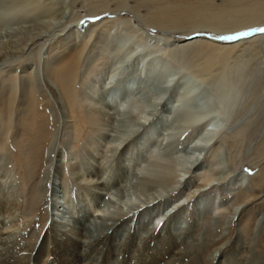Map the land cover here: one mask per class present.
Here are the masks:
<instances>
[{
    "label": "rangeland",
    "instance_id": "374dc122",
    "mask_svg": "<svg viewBox=\"0 0 264 264\" xmlns=\"http://www.w3.org/2000/svg\"><path fill=\"white\" fill-rule=\"evenodd\" d=\"M261 29L264 0H0V200L8 204L6 213L15 210L18 221L12 223L18 228L16 236L5 241L13 253L4 259L8 263L28 257L34 264L51 261L53 243L44 231L50 230L46 213L52 184H62L66 188L62 201H71V207L80 210L79 199L89 195L92 187L77 181L80 174H71V166L85 169L87 163L99 161L95 168L99 175H115L117 139L123 134H130L129 139L146 134L148 126L162 117V109L170 107L185 122L182 128L178 125V131L172 128L175 136L169 146L173 151L213 126L205 131L200 144L208 143L201 154L191 149L198 155L199 171L177 164L176 153L165 158L161 149L147 152L139 146L127 166L129 176L119 169L117 179L111 177V189L118 198H125L134 189L143 190L139 184L146 186L144 194L166 187L161 200L147 209L162 216L154 218L155 229L168 230L179 247L172 257L164 249L165 258H146L151 251L144 250L143 239L137 236L146 235L151 225H146L148 219L142 213L134 240L132 225L123 233L108 232L107 241L101 235L105 244L92 256L83 251L88 253L86 258L90 256L87 261L104 263L107 253L114 250L117 254L111 255V261L116 264L132 258L131 252L134 264L137 255L146 264H264ZM146 53L149 57L141 63L139 57ZM166 62L173 72L171 80L160 68ZM145 76V93L139 103L134 94L124 108L118 100H102L101 91L110 92L118 83L120 90L129 80L141 77L144 81ZM181 85L195 92L203 89V94L211 96L210 103L220 111L211 121L215 125L206 126L208 102L200 100L189 109L195 94ZM177 94L183 101L176 106L179 110L173 108ZM149 102L153 108L146 107ZM197 116L202 120L197 121ZM91 146L97 148L93 153ZM51 161L57 165L50 170ZM241 175L246 176L242 183ZM177 216L179 223L167 229ZM82 223L89 228L84 234L92 236L93 224ZM34 244L40 247L37 260ZM58 247L62 261L64 257L78 261L75 245L64 241Z\"/></svg>",
    "mask_w": 264,
    "mask_h": 264
},
{
    "label": "bare ground",
    "instance_id": "6f19581e",
    "mask_svg": "<svg viewBox=\"0 0 264 264\" xmlns=\"http://www.w3.org/2000/svg\"><path fill=\"white\" fill-rule=\"evenodd\" d=\"M125 45H126L125 43L122 44L121 45V49H123L125 47ZM132 48H133V46H132ZM131 51H132V49H131ZM127 56H129V55L127 54ZM147 57H149L148 53L142 54L139 57L141 63L144 60H146ZM140 61H138V66L140 64L139 63ZM153 61L154 62L157 61L156 58H154ZM150 62L152 63V61H150ZM153 65H154V63H153ZM160 65H161V63H160ZM160 68H161L162 72L168 74L167 76L170 77V80L173 79V76H172L173 72H170L169 64L167 62L163 63ZM146 76L144 78V81L141 79V77H135L131 81L129 80V82L127 83L126 87H125V85L123 83L124 86L120 90L118 89L120 84L118 83L119 84L118 85L116 82H114V84L116 83L117 85H114V86L111 87L112 91L110 90V92L107 91L106 93H104L103 91H101L102 93L100 92L101 96H102L101 97L102 100L103 101L108 100L110 102H112V101L115 102V101L118 100V104L121 106L120 108H124V107H127L130 104V101H131L130 96H131V94L132 95L134 94V96H136V97L139 96L138 100H137V103H139V101L143 99L142 97H144V93H145L144 87L146 86L144 82H146L145 81ZM111 77L113 79L114 78V74ZM111 77H110V79H111ZM163 77L165 78V76H163ZM49 83H50V81H49ZM147 85H150V84H147ZM94 86L95 85H93L92 87H94ZM181 86L183 87V85H181ZM188 86H189V84H188ZM188 86L184 85L183 88H187L188 89L189 88ZM190 86H191V83H190ZM151 87H152V85H151ZM101 88H102V86H101ZM132 89H135V90L131 91ZM189 90H190L191 93L195 94V101L189 102L188 108L189 109L190 108L193 109L197 104H199L201 102L200 100L207 101L208 102V110H204L201 106H198V108H201L202 110L206 111L205 116H208V117L210 116L209 117V122L206 120L207 121V125L206 126L208 127V125H210V124L215 125L214 122H211V121L213 120V118L215 116H217L218 112H220V111H219L218 106H214L212 103H210L211 102V96H209L207 93L203 94L201 92V91H203V89L201 91L195 92L194 88L190 87ZM93 91H94L95 94L98 93L97 90H93ZM140 91L142 92L141 95H140ZM172 94L175 95V93H172ZM176 96H177V98L179 100L177 101L176 100L177 98L175 97V100L178 103H176L175 107H173V108L179 110V108H178L179 106L178 105L182 104L183 101L179 98L178 94ZM150 101H151V98H150ZM141 102H143V101H141ZM135 105H138V104H135ZM131 106L133 108L136 107L134 105H131ZM148 106L150 108L151 107L153 108V103L149 102V104H147L146 107L148 108ZM176 106H178V107L176 108ZM183 111L186 113L187 110L184 109ZM162 112H164L165 114L163 113L162 117L159 120L155 121V123H153L150 126H148V131L146 132V134H143L141 136L135 137V139H133V138L129 139L130 136H131L130 134H123V136H120L117 139V144H116L115 150L117 151V154L119 155V158H118L119 163H118V166L115 168V175L111 174V177L113 179H117V175H118L117 172H118L119 169H120V171H124L125 170L126 173H127V171H128L127 166L131 165V160L130 159H133V155L135 154V152H136V155L138 154L139 151H137V148L139 146H140V150L141 151L145 150L147 152H149V151L150 152H152V151L155 152L154 151V150H156L155 148H157L158 152H160V149H161L162 154L165 153V156H163L165 158H166V154L173 155L174 153H176L177 155H175V156L177 157V160H176V161H178L177 164L184 165L187 168L194 169L195 171H193V172H196L198 170L196 168L197 164H198V162H197L198 161V155L197 154H193L191 149H195V150H197L199 155L201 154V152L203 150V147L207 146V143H208V142H205L203 144H200L203 141V136L206 133L205 131L206 130H212L213 126H210L208 129L204 128L203 130H201L199 132V135L195 139L191 140L190 142L184 143L183 147H181V148L177 147L178 149L173 151L170 148V146H169L170 143L173 142L172 139L175 136V133L172 132V128H174V130H176L178 128V125H179V127H181L180 125H185L184 124L185 122L184 121L180 122L179 119H177L175 113L171 110L170 107L169 108H163ZM150 113L151 112L146 113L143 118H147L146 116H148ZM137 114H138V112H137ZM138 116L140 117V115H138ZM196 120L199 121V120H202V119H201L200 116H197ZM189 121L193 122L192 119H190ZM144 126L146 127L145 122H144ZM135 127L133 126V129ZM127 131H128V129H127ZM176 131H178V130H176ZM119 135H121V134H119ZM125 139H128L129 141L127 143H125L124 142ZM158 139H160V140L163 139V140H162V142L160 141V143H159V142H157ZM165 140H168L169 143L168 142L164 143L163 141H165ZM162 143H163V145H162ZM174 149H176V148H174ZM95 150H97V148L96 147H92L91 150H90V153L95 152ZM148 155H151V153L148 154ZM160 155L161 154H159V156ZM94 157H95V155H94ZM152 157H153V155H152ZM55 160L58 161L59 159L57 158ZM171 160H172V158H171ZM56 161L55 162L51 161V163L49 164L50 165L49 166L50 170H51V166L55 167L57 165ZM97 162L99 163V164L97 163V165L100 166V162L99 161H97ZM146 163H148V161ZM97 165H95L92 162H91V164L87 163L85 169H83L82 166H80V165H76V166L72 165L71 166L72 167L70 169V173L71 174H73V173L74 174L75 173H79L80 174V175L76 176L77 181L80 180V182H81L82 180H84L85 184H88V186L90 184L91 187H92L91 191L89 192V195H86L84 197L82 196V198L79 199L80 204L82 205L80 210H74L71 207V205H70L71 201H67L66 202V200H65V203L62 201V199H64V197H66L65 196L66 195V188L62 184H60V183H53L52 184L53 186L51 187L50 193H48L49 194L48 201H47L48 210H47V213H46L47 221L50 222V230L44 231V232H46V233H44V236L45 235L46 236H50L51 235L50 236V240L53 243V247L50 248L51 254H49V255H52L53 259L51 261H48L46 264H98V263H93V262L87 261V259H89L90 256H87V258H86V255L88 253H90L91 256H92V254L94 253V251H96L98 246H100L101 244L102 245L105 244L104 240L99 238V237L101 235H104V236H106L105 241H107L108 240V232H110V234H111L112 232L117 233V231L120 230L123 233L124 230L129 231L128 228H130V226L132 225V227L134 228V230L132 231V237H133V240H134L135 234L138 232L139 225H140V224H137V222H139V218L142 215V213H143V218L144 219H148L147 221H145L146 225L147 224L151 225L150 229L149 230L147 229L148 231H145L147 233L146 235L137 236L138 238L140 237V241L143 239L142 240L143 241V246H145L144 250L146 249L148 251H151L150 252V256L148 255L149 257H146V258H153L154 255L155 256H163L164 257V255H165L164 249H167L168 252L171 254L170 256L172 257L176 247H179L180 242H178L177 240L176 241L171 240L170 239V233H169L168 230H165L164 228H160L159 230H156L155 229L156 226L154 224V218H156V217L162 218V216L153 215L154 210L152 209V211H151L150 209H147L148 207H150V205L155 204L156 202H158V200H161V196H163L162 191L167 190V188L165 187V189H164L163 187H161L160 189H156L153 193L144 194V190H145L146 186L144 184H139L138 183L139 186H143V190H137V189L133 188L134 190L131 192L130 195H128L125 198H118L116 192L115 191L113 192V188L111 189V184H112L111 183V177L108 176V174L105 176L106 178L103 177L101 174L99 175L96 172L98 169L97 170L95 169L97 167ZM175 166H177V165H175ZM146 167H149V166L146 165ZM177 168H178V166H177ZM112 169H114V167ZM136 169H138V168H136ZM182 170H185V168L183 169V167H182ZM85 171H89V173L85 174ZM90 173H92V175H90ZM128 173H127V176H129ZM135 174H137V173L135 172ZM177 176H179V175H177ZM137 177H139V175ZM137 177H136V179H137ZM102 178H105L106 181H103ZM241 178L242 179H240V180H241V183H242V180L246 179V176L245 175H241ZM100 179H102V180H100ZM82 183H83V181H82ZM114 184H116V183H114ZM125 185H126V183H125ZM89 188H90V186H89ZM110 189L112 191H110ZM3 199H6V198H3ZM100 199H102L103 201H100ZM5 201L4 200H0V223H1V225H3V226H0V239L4 240L3 241L4 242L3 246H2V244L0 242V244H1L0 245V264H34L33 262L29 261V257H28L27 260H23V261H22V259H19V261L17 260L18 262H16L15 261L16 259H15L14 260L15 262H13V263H8L6 261V259H4L5 255H6V257L10 256L13 253V250H14L13 248L12 249H8V246H5V241L7 240V242H8L10 236H12V235L16 236V232H14V230L18 229V228L13 226V224L16 225L18 223V221H17V219L15 218V215H14V211L15 210H12V208H10V206H9L11 211L10 212L8 211V213H6L7 212V208L6 207H8V204ZM202 202L203 201H199V204H202ZM168 209L169 208H167V210ZM236 211H237V209H236ZM5 213L9 214V215L7 217H5L4 216ZM12 215L15 218L14 219L15 222H13ZM179 219H180L179 216H177L176 218H173L171 220V222H170L171 224L170 223L168 224V228L167 229L172 228L175 223H179ZM83 221H86V223L87 222L92 223L93 226L95 227V229L93 230L94 234L92 236H91V234H89V236L84 234V233H86V229L88 230L89 228H86L84 226L85 223L83 224L82 223ZM159 221H160V219H159ZM142 225H144V223ZM11 227H13V228L11 229ZM90 227H91V225H90ZM146 228H148V227H146ZM22 232H23V230H22ZM40 233L41 232H39L37 234V237H39ZM104 236H102V237H104ZM43 239L44 238L42 237L41 238V242H44ZM14 241H15V239H14ZM64 241H66L68 244L75 245V250L73 251V253H75V256L77 258H79L78 261L69 262V259L67 257H64L65 260L62 261L60 259L59 254L57 256V252L59 250L58 244L62 243ZM15 243H17V242H15ZM34 246H35V244H34ZM34 246L32 247V249H33V251L35 253L33 258L37 260V259L41 258V256H40V247L36 248V246H35V248H34ZM136 247H138V245H136ZM127 248H129V247H126V250L128 252ZM86 250L89 251V252L88 253L87 252H83V251H86ZM114 252H115L114 250L111 251V252H108L107 255H106L107 259H105L104 263L101 261V263H99V264H116V260L111 261V257L114 256L115 253L117 254V251L115 253ZM83 253H85V254H83ZM142 254H140L139 256H143ZM96 255H98V253H96ZM134 255L135 254L131 252L130 256H132V258L131 257H127L126 260H124L125 262H123L121 264H134L132 262V259L134 258ZM137 256L135 257L137 259V261L136 260L135 261L138 264L140 262L139 259H141L142 257H137ZM30 259H32V258H30ZM157 259H155V260H157ZM129 260H131V261H129ZM43 261H45V260H43ZM29 262H31V263H29ZM146 262H148V261H145V262L141 261L140 264H146ZM118 264H120V263H118Z\"/></svg>",
    "mask_w": 264,
    "mask_h": 264
},
{
    "label": "snow or ice",
    "instance_id": "6c2138e0",
    "mask_svg": "<svg viewBox=\"0 0 264 264\" xmlns=\"http://www.w3.org/2000/svg\"><path fill=\"white\" fill-rule=\"evenodd\" d=\"M261 31H264V29H261ZM223 38H226V39H227V38H230V37H223ZM158 223H159V222H158Z\"/></svg>",
    "mask_w": 264,
    "mask_h": 264
}]
</instances>
